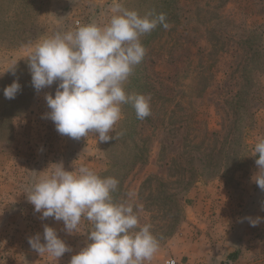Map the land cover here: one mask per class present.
Here are the masks:
<instances>
[{
  "label": "rangeland",
  "instance_id": "rangeland-1",
  "mask_svg": "<svg viewBox=\"0 0 264 264\" xmlns=\"http://www.w3.org/2000/svg\"><path fill=\"white\" fill-rule=\"evenodd\" d=\"M113 2L0 0V79L15 73L29 81L25 62L39 40L77 25L103 27ZM118 2L141 16L164 13L170 25L140 37L146 54L125 85L150 96L151 114L140 120L125 104L110 133L118 138L101 143L90 132L72 139L46 118L45 95L58 82L39 92L28 84L35 94L13 119V137L0 141V264H68L90 242L86 219L68 234L27 200L58 163L68 171L84 163L118 180L113 202L130 200L159 241L152 259L264 264V190L252 179L253 148L264 138V0ZM249 217L262 219L252 226ZM44 225L71 248L58 261L28 243L35 234L43 243Z\"/></svg>",
  "mask_w": 264,
  "mask_h": 264
},
{
  "label": "clouds",
  "instance_id": "clouds-1",
  "mask_svg": "<svg viewBox=\"0 0 264 264\" xmlns=\"http://www.w3.org/2000/svg\"><path fill=\"white\" fill-rule=\"evenodd\" d=\"M112 13L103 27L88 23L54 32L28 53L31 84L37 92L58 82L54 95H45L50 109L46 118L62 136L78 140L91 132L104 143L122 135H110L122 119V105H131L140 120L151 114L150 96L128 93L125 85L146 54L140 37L158 24L165 29L170 25L164 13L141 16L118 0L112 4ZM20 90L19 82L13 80L4 87L3 95L14 99ZM257 154L258 171L252 179L264 190V138L254 145L252 155ZM118 183L115 177H102L84 163L72 171L58 163L28 191L27 200L34 211L42 219L62 221L68 234L77 233L82 218L92 224L90 242L73 253L68 264H144L158 251L152 226L140 224L134 204L130 200L113 202L111 194ZM247 219L256 226L262 218ZM28 243L39 255L48 254L57 261L71 251L48 225L43 226V243L40 234L29 237Z\"/></svg>",
  "mask_w": 264,
  "mask_h": 264
},
{
  "label": "trees",
  "instance_id": "trees-1",
  "mask_svg": "<svg viewBox=\"0 0 264 264\" xmlns=\"http://www.w3.org/2000/svg\"><path fill=\"white\" fill-rule=\"evenodd\" d=\"M25 63H27V61ZM18 78L19 77H17L15 73H12V75H5L0 79V141L6 137L9 139L13 137V119L20 115V107L24 105V103L27 104L35 94L33 91L34 89L32 90L31 86H28V84L32 85L31 78L27 82L21 81ZM13 80L20 81L21 90L16 94L14 99H6L3 95V89L5 86L11 84Z\"/></svg>",
  "mask_w": 264,
  "mask_h": 264
},
{
  "label": "built area",
  "instance_id": "built-area-1",
  "mask_svg": "<svg viewBox=\"0 0 264 264\" xmlns=\"http://www.w3.org/2000/svg\"><path fill=\"white\" fill-rule=\"evenodd\" d=\"M172 261L173 264H185L180 259H176L171 256L162 257L159 259H152L151 261H145L144 264H169Z\"/></svg>",
  "mask_w": 264,
  "mask_h": 264
}]
</instances>
